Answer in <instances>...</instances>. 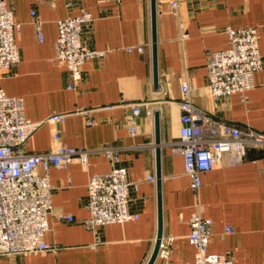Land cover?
Returning <instances> with one entry per match:
<instances>
[{
  "label": "crops",
  "instance_id": "0c3cea01",
  "mask_svg": "<svg viewBox=\"0 0 264 264\" xmlns=\"http://www.w3.org/2000/svg\"><path fill=\"white\" fill-rule=\"evenodd\" d=\"M13 20L21 27L14 40L19 61L0 71V88L21 96L27 118L44 120L51 112L90 109L93 124L80 113L62 122L44 121L28 138L25 150L37 152L52 145V134L71 146L93 148L87 164L77 161L48 170L53 212L43 235L53 249L43 252L0 254V264H145L157 229L155 181L141 180L130 189L129 209L137 219L112 222L90 229L84 223L89 175L123 165L127 179L154 174L153 113H158L161 173L162 236L172 237L168 264L194 258L188 242V220L198 211L213 222L208 252L229 254L233 264H264V148L248 146L244 160L232 164L223 155L200 174L201 185L192 191L183 173L182 157L167 146L178 137L180 84L190 83L193 104L217 119L264 131V63L253 73L254 86L247 100L239 93L212 98L207 86L206 53L228 45L225 28L252 25L258 28V50L264 54V0H156L157 85H153L149 0H6ZM41 20L43 41L37 42L30 9ZM87 10L91 21L81 29L89 47L103 52L81 66V78L69 88L66 66L54 57L56 21ZM174 11V12H173ZM142 46L138 51L127 47ZM144 101L137 117L138 131L130 134L126 118L130 103ZM102 148V149H101ZM103 148L118 157L111 163ZM37 172L43 174L41 165ZM72 215L73 220L58 217ZM225 225L233 227L224 233ZM96 241V244L91 246ZM154 264H159L156 260Z\"/></svg>",
  "mask_w": 264,
  "mask_h": 264
},
{
  "label": "built area",
  "instance_id": "2783aa9c",
  "mask_svg": "<svg viewBox=\"0 0 264 264\" xmlns=\"http://www.w3.org/2000/svg\"><path fill=\"white\" fill-rule=\"evenodd\" d=\"M172 10L177 0H169ZM174 12V11H173ZM30 23L37 42L43 41L41 20L36 10L30 9ZM91 14L82 10L77 15L56 21L57 34L54 40L53 60L63 63L68 71V87H76L81 78V66L89 58H100L102 51L89 47L81 38V29L90 22ZM20 23L13 20V13L6 0H0V71L19 61V50L15 44V33ZM228 45L206 53L207 86L212 98L217 99L239 93L243 103L247 91L254 86L253 73L264 63V54L258 50V28L252 25L225 28ZM141 45L127 47V51ZM190 83L180 84L178 137L167 146L182 157L183 173L191 179L190 187L196 191L200 185V174L209 171L225 154L229 162L238 163L245 158L248 146L264 148V131L249 126H238L230 121L206 114L192 103ZM149 114L146 102L130 103V114L126 128L130 134L138 131L137 117L142 109ZM90 109H75L68 113H49L44 120L33 121L24 114L21 96H11L0 88V254L8 256L43 252L53 245L43 239L48 229V215L53 212L51 204L52 185L48 170L64 168L77 161L87 164L89 155L95 151L86 146H71L52 134L49 149L27 152L25 145L30 135L44 122H62L73 113H80L87 124H93ZM102 149V148H101ZM110 162L118 157L111 148H103ZM41 165L44 173L39 174ZM141 180L154 182L155 175L147 174L143 179L129 181L123 165H111L102 173L89 175L86 183L85 206L89 216L84 223L96 229L107 223H122L137 219L138 213L129 209L130 189L137 191ZM58 217L72 221V215L58 213ZM188 242L194 247V258L184 264H233L229 254L208 252L207 245L213 233V222L198 211L190 214ZM233 227L225 225L224 233H232ZM172 237H161L156 258L159 264H168ZM96 241L91 245H95Z\"/></svg>",
  "mask_w": 264,
  "mask_h": 264
},
{
  "label": "water",
  "instance_id": "95a60500",
  "mask_svg": "<svg viewBox=\"0 0 264 264\" xmlns=\"http://www.w3.org/2000/svg\"><path fill=\"white\" fill-rule=\"evenodd\" d=\"M150 5V27H151V56H152V78L153 85H157V66H156V32H155V10H156V0H149ZM153 123H154V151H155V184H156V206H157V229L156 236L154 240V245L151 250V253L145 262V264H153L160 239L162 237V211H161V173L159 166V158H160V147L159 143V133H158V113L155 111L153 113Z\"/></svg>",
  "mask_w": 264,
  "mask_h": 264
}]
</instances>
